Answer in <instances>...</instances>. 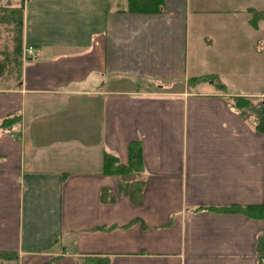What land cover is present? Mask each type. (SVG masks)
Returning <instances> with one entry per match:
<instances>
[{"label":"crops","instance_id":"crops-1","mask_svg":"<svg viewBox=\"0 0 264 264\" xmlns=\"http://www.w3.org/2000/svg\"><path fill=\"white\" fill-rule=\"evenodd\" d=\"M0 5L23 7L39 53L0 74L9 264H264V219L218 209L264 203V131L232 100L264 101V0ZM205 75L226 91L191 79ZM131 141L143 170L104 173Z\"/></svg>","mask_w":264,"mask_h":264},{"label":"trees","instance_id":"trees-1","mask_svg":"<svg viewBox=\"0 0 264 264\" xmlns=\"http://www.w3.org/2000/svg\"><path fill=\"white\" fill-rule=\"evenodd\" d=\"M12 7V8H10ZM0 9L3 11V13H0V22H4L6 25H8V22H16L17 27V36L14 37L16 40V47L15 52L19 56L20 54V46L22 44V34H23V19H22V6H2L0 5ZM8 16H7V15ZM12 15V20H10V17ZM260 14L257 13V18H259ZM16 55V56H17ZM21 63L18 64V68L15 71V74H17V77L19 75V69H20ZM7 62L0 60V74L3 72H10L14 73L12 69L9 71H6ZM192 80H206V81H212L216 83V86L219 87L221 90H226L225 84L220 82L219 78L216 75H205L200 77H193ZM192 82V81H191ZM247 96H234L233 97V106L238 110V112L241 114V116L247 120L253 125L254 129L258 132L264 131V101L260 100L258 104H255L252 102L251 98H246ZM245 105L248 106L246 109ZM243 109V110H241ZM250 113V115H246V113ZM248 116V117H246ZM16 118L12 116L6 117L1 123L7 124L12 121H14ZM129 151V158L126 165H122L117 161L116 157H113L111 154L104 152L103 154V172L104 173H113L118 174L122 172H133V173H139L143 170V162H142V153H141V146L139 141H131L129 142L128 146ZM219 210H227V211H237L242 212L252 218H259L264 219V203L262 204H248V205H230L225 206L222 208H218ZM258 250H259V256L262 257V248L263 243L262 239H259L258 241ZM16 254L14 252H1L0 251V259H7L11 260L14 259ZM78 264H108L107 257H101V256H82L78 262Z\"/></svg>","mask_w":264,"mask_h":264},{"label":"rangeland","instance_id":"rangeland-1","mask_svg":"<svg viewBox=\"0 0 264 264\" xmlns=\"http://www.w3.org/2000/svg\"><path fill=\"white\" fill-rule=\"evenodd\" d=\"M10 8H12V7H10ZM0 13L1 14L3 13V11L1 9H0ZM23 17H24V14L22 11V19H23ZM10 20H12V15L10 17ZM23 26H24V24H23ZM16 30H17L16 22L15 23L12 21L8 22V25H6L4 22L3 23L0 22V60L7 62L6 71H9L10 69H12L14 72V73H10V72L8 73L9 75H12L11 77L7 76L8 79H14L15 78L14 76H16V74H15L14 70H16L18 68L17 66L19 63H22L24 61V58L26 56L24 54V49L27 45H25L23 42V34H22V44L20 46L21 51H20L19 56L15 52L16 40L14 39V37L17 36ZM224 91H226V90H224ZM221 92H223V90H221ZM233 96L234 95H231V97H233ZM237 96H239V95H237ZM246 98H250V97H246ZM251 100L253 103L258 104L260 102L261 98H257L256 100L251 98ZM245 107H246V109L248 108L247 105H245ZM241 110H243V109H241ZM245 113H246V115H250V113H247V112H245ZM246 117H248V116H246ZM247 119H249V118H247ZM121 174H123L124 177H129L130 175H132L134 173L127 171V172H122ZM0 264H9V263L7 262V259H0Z\"/></svg>","mask_w":264,"mask_h":264},{"label":"built area","instance_id":"built-area-1","mask_svg":"<svg viewBox=\"0 0 264 264\" xmlns=\"http://www.w3.org/2000/svg\"><path fill=\"white\" fill-rule=\"evenodd\" d=\"M24 53L31 56H37L39 53L32 45H27L24 49Z\"/></svg>","mask_w":264,"mask_h":264}]
</instances>
